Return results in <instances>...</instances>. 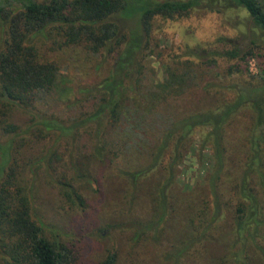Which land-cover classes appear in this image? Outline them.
Segmentation results:
<instances>
[{"label": "trees", "instance_id": "obj_1", "mask_svg": "<svg viewBox=\"0 0 264 264\" xmlns=\"http://www.w3.org/2000/svg\"><path fill=\"white\" fill-rule=\"evenodd\" d=\"M144 1L0 0V133L12 137L0 170V264H117L116 251L101 262L86 263L73 246L47 239L32 210L27 173L34 174L43 160L62 159L56 152L42 155L34 141L57 132L75 135L81 128L93 142L90 160L102 169L115 168L129 197L142 191L141 181L152 182L147 195L155 215L143 233L154 234L172 220L174 205L189 211L177 245L167 254L173 264L189 258V251L196 264H249L248 253L264 264V69L253 76L246 67L247 60L264 53V36L242 49L221 38L228 47L175 53L163 61L161 82L150 90L143 84L145 59L156 48L151 32L157 18L242 9L264 34V0ZM128 19L132 24L123 26ZM48 44L110 58L111 66L87 90V96L95 91L99 97L80 119L66 125L35 117L23 129L10 122L12 109L32 111L60 77V63L41 52ZM221 63L228 64L222 80L205 81V69ZM241 119L243 133L234 144L228 130ZM30 132L35 140L28 138ZM196 133L198 151L210 152V167L202 183L182 193L175 190L178 167ZM0 151L5 153L4 147ZM97 177L98 183L102 175ZM61 179L64 199L83 206L74 178L63 174Z\"/></svg>", "mask_w": 264, "mask_h": 264}, {"label": "rangeland", "instance_id": "obj_2", "mask_svg": "<svg viewBox=\"0 0 264 264\" xmlns=\"http://www.w3.org/2000/svg\"><path fill=\"white\" fill-rule=\"evenodd\" d=\"M148 1L167 0L144 2ZM204 10L200 15L191 14L174 20L157 18L154 21L151 35L152 45L156 48L154 56L145 59V90L153 89L156 83L163 80V61L175 53L182 55L193 49L212 51L228 47L223 43L224 40L242 49L255 36H264L242 9L223 8L218 12ZM125 22L123 26H129L132 19ZM221 38L224 39L223 42ZM40 48L47 59L58 61L62 70L52 94L39 102L35 109L28 113L17 107L12 109L10 122L23 129L35 117L48 121L55 118L59 123L63 121L68 125L69 120L80 119L83 113L92 110L99 96L95 91L87 96V90L108 74L112 62L110 58L104 60L101 55H91L79 48L60 49L51 44ZM157 53L159 54L156 55ZM227 66V63H221L219 67H208L204 71V80L213 77L221 81V72ZM246 67L250 75H257L264 69V53L247 60ZM218 73L220 75L216 76ZM236 76L234 74L230 78ZM223 80L228 81L225 76ZM71 102L74 105L70 106ZM244 123L241 119L228 130L229 140L234 144L238 143L237 139L243 133L241 129ZM75 132V135L68 133L65 136L57 132L34 141L35 147L37 143L41 147L42 155L48 156L50 152H56L62 158L52 159L50 163L49 158L43 160L37 165L34 174L27 173L28 186L33 190L32 210L35 218L43 222L44 236L73 246L86 263L101 262L110 251H116L117 264H173L168 260L167 254L177 245L179 228L183 226L184 216L189 211L174 205V210L169 215L170 218L173 217L172 220L168 219L151 231L155 235L159 232L158 237L147 231L143 233V226L150 223L155 215L147 195L152 182L141 181L142 191L135 197H129V187L115 168L102 169L99 162L90 160L93 142L88 138L87 129H76ZM198 135L199 133L195 134L194 146L178 167L175 190L182 193L190 192L197 184L202 183L210 167V152L205 150L201 154L198 151ZM27 136L35 140L32 132ZM11 139V136L0 133V146L5 150V153L0 151V170L7 162ZM63 174L67 178H74L76 190L85 199L83 206H74L64 199L58 184V181H62ZM98 174L102 177L97 183L94 179H98ZM189 252L192 255L178 264H196L194 252ZM248 259L249 264H260L253 253H248Z\"/></svg>", "mask_w": 264, "mask_h": 264}]
</instances>
